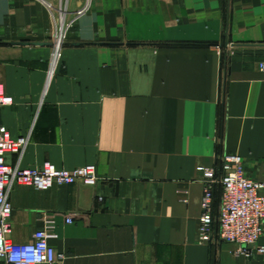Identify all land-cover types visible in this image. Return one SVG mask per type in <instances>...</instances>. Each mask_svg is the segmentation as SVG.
Segmentation results:
<instances>
[{
  "label": "crops",
  "instance_id": "obj_1",
  "mask_svg": "<svg viewBox=\"0 0 264 264\" xmlns=\"http://www.w3.org/2000/svg\"><path fill=\"white\" fill-rule=\"evenodd\" d=\"M86 5L0 0V85L14 100L0 121L29 141L7 163L94 165L99 178L15 186L12 242L50 221L56 264H264V235L250 257L199 236L219 155L264 182V0H90L52 69L57 27Z\"/></svg>",
  "mask_w": 264,
  "mask_h": 264
},
{
  "label": "built area",
  "instance_id": "obj_2",
  "mask_svg": "<svg viewBox=\"0 0 264 264\" xmlns=\"http://www.w3.org/2000/svg\"><path fill=\"white\" fill-rule=\"evenodd\" d=\"M89 3L90 0H87L85 8L78 11L68 24L57 27L52 41V69L61 57L68 29L86 13ZM47 6L54 14L62 11L61 7L52 4ZM261 68L264 70V65ZM13 103V98L0 85V112ZM28 142L26 137L13 139L0 121V262L56 264L64 260L65 256L57 254L50 244V240L55 237L52 222H46V226L34 234L31 243L19 245L12 242L11 191L15 186L48 191L55 186H69L79 182L94 187L99 182L97 169L94 165H87L65 170L49 162L33 169L10 166L6 161L7 155H22ZM205 174L207 180L199 220L201 242L230 243L236 247V256L250 257L264 235V182L247 178L242 158L232 154L219 155L218 169L206 171ZM68 222L72 223V220ZM258 251L264 253V248L259 247Z\"/></svg>",
  "mask_w": 264,
  "mask_h": 264
}]
</instances>
